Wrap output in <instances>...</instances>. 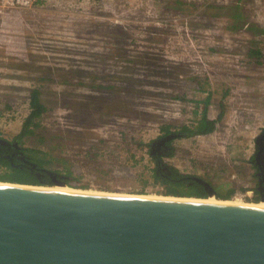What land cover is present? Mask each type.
Here are the masks:
<instances>
[{
	"label": "rangeland",
	"instance_id": "obj_1",
	"mask_svg": "<svg viewBox=\"0 0 264 264\" xmlns=\"http://www.w3.org/2000/svg\"><path fill=\"white\" fill-rule=\"evenodd\" d=\"M33 91L43 113L19 138ZM203 114L214 130L178 136L164 161L213 189L251 188L264 0H49L0 16V137L48 153L68 188L164 197L150 146Z\"/></svg>",
	"mask_w": 264,
	"mask_h": 264
},
{
	"label": "water",
	"instance_id": "obj_2",
	"mask_svg": "<svg viewBox=\"0 0 264 264\" xmlns=\"http://www.w3.org/2000/svg\"><path fill=\"white\" fill-rule=\"evenodd\" d=\"M36 187L0 184V264H264V207Z\"/></svg>",
	"mask_w": 264,
	"mask_h": 264
},
{
	"label": "trees",
	"instance_id": "obj_3",
	"mask_svg": "<svg viewBox=\"0 0 264 264\" xmlns=\"http://www.w3.org/2000/svg\"><path fill=\"white\" fill-rule=\"evenodd\" d=\"M209 100L210 95L208 94L206 103L209 102ZM30 106V112L27 118L24 120L19 138L35 135V132L30 128L31 126L38 127V123L36 122V120L43 113L42 106L38 102V91L32 92ZM222 112L223 110L221 109L218 115V120L221 118ZM214 125L215 122L210 121L206 118L205 114H203V116L198 122L195 123V126L192 129H188V127H182L181 131L188 136H202L211 133L214 130ZM25 151L27 152L31 163L26 165H19L18 162H10L9 160L2 158L1 156L3 154V147L0 146V167L3 169V173L0 175V182L52 187L54 185L52 177H54L55 180H61L67 186H70L68 180L60 178L59 173L51 169L52 158L48 153H45L40 149H25ZM151 158L152 161L155 162L153 160V157ZM151 176L153 184H158L165 188L164 192L158 194L176 197H192L190 199L205 197L207 198V195L203 191L201 185L187 176L179 175L177 172H174L173 175L167 177L163 172L157 171L156 167L153 166ZM84 189H86V187H84ZM214 190L216 192V199L228 201L233 195L235 186L231 182L222 181L216 185V189ZM259 199L260 197L255 193L252 200L255 203H259Z\"/></svg>",
	"mask_w": 264,
	"mask_h": 264
},
{
	"label": "flooded vegetation",
	"instance_id": "obj_4",
	"mask_svg": "<svg viewBox=\"0 0 264 264\" xmlns=\"http://www.w3.org/2000/svg\"><path fill=\"white\" fill-rule=\"evenodd\" d=\"M176 135L177 137L188 136L187 134L182 132L181 129H179L177 132L169 130L167 133H164L157 139L153 140V143L150 146L151 149L149 151V154L151 157H153V160L155 161L153 162L154 166L156 167L157 171L163 172L164 175L167 177L173 175V173L176 172L173 167L166 164V161H164V159H168L171 156V143L175 139H178L177 137H175ZM19 142L20 140L18 138L12 141H7L0 137V146L3 147V154L1 157L6 160H9L10 162H18L19 165L30 164V158L28 157L25 149L20 147ZM247 163L248 167L251 168L252 173V197L255 195V193L259 197H264V128L260 131V133L254 140L253 151ZM187 177L191 178L194 181L197 178L191 176ZM202 189L205 192L203 186Z\"/></svg>",
	"mask_w": 264,
	"mask_h": 264
},
{
	"label": "built area",
	"instance_id": "obj_5",
	"mask_svg": "<svg viewBox=\"0 0 264 264\" xmlns=\"http://www.w3.org/2000/svg\"><path fill=\"white\" fill-rule=\"evenodd\" d=\"M49 0H0V16H5L10 12L22 11L29 9L38 3H46ZM235 177L232 176L231 179ZM232 181V180H231ZM252 190L248 185H240L239 188H235L231 199H239L241 201L251 198Z\"/></svg>",
	"mask_w": 264,
	"mask_h": 264
},
{
	"label": "bare ground",
	"instance_id": "obj_6",
	"mask_svg": "<svg viewBox=\"0 0 264 264\" xmlns=\"http://www.w3.org/2000/svg\"><path fill=\"white\" fill-rule=\"evenodd\" d=\"M2 182H0L1 184ZM36 188H42V189H50V190H60V191H78V192H84V193H89V194H107V193H98V192H93V191H85V190H75L72 188H68L67 186H54L52 187H36ZM110 194V193H109ZM110 195H115V196H126V197H139V198H163V199H175V200H182V201H202V202H207V203H226V204H233V205H253V206H258V207H264V201L260 202L259 204H246L243 201L239 199H233V201H224V200H218L214 196H209L205 199H181V198H176L173 196H164V197H149V196H131V195H120V194H110ZM183 198V197H182Z\"/></svg>",
	"mask_w": 264,
	"mask_h": 264
}]
</instances>
